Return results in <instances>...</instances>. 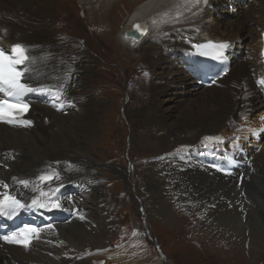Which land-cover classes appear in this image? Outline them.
Here are the masks:
<instances>
[{
  "label": "bare ground",
  "instance_id": "1",
  "mask_svg": "<svg viewBox=\"0 0 264 264\" xmlns=\"http://www.w3.org/2000/svg\"><path fill=\"white\" fill-rule=\"evenodd\" d=\"M57 1L0 0V43L7 46L22 42L34 68L32 80L38 84L62 86L75 104V108H68L67 112L56 113L50 103L38 102L30 114L35 126L29 130L0 125V159L8 166V171L2 170L3 176L28 180V187L23 186L32 196L39 195L40 190L50 192L58 186H63V193H75L73 205L84 218L56 222L54 228L44 230L42 237L29 249L0 242V264H136L125 251L104 249L96 244L97 238H103L98 223L101 217H109V206L99 174L93 169L97 159L82 152V148L90 144L98 133L97 116L103 107L100 105L99 108L98 104L94 108L92 101L97 100L89 97L88 93L85 94L87 96L75 94V90L90 77L95 58L84 53L68 57L62 53L58 42L45 34L46 27L56 20L54 9ZM79 1L73 0V3L88 13L92 10L88 17L97 34L104 31L108 34L110 20L103 18V12L110 7L103 11L101 8L110 0ZM140 1L129 8L127 21L115 32L119 33L117 44L120 43L146 64L141 67L139 75L134 73L131 91L141 86L142 81L145 86H141L140 91L148 93V102L143 109L131 115H136L138 120L135 124L138 122L140 133L135 148L138 147L146 157H153L147 163L143 180L152 195L149 212L174 224L170 204L162 195L168 180L164 172L173 173L177 175L175 178L188 181L187 184L183 181L182 185L186 187L184 190L189 188L193 194L203 190L207 194L222 191L224 199L232 200L233 204L237 195L241 196L251 206L245 207L244 203L243 210H253L243 214L258 222L260 242L264 247V178L256 174V169L264 167V140L259 143L261 149L258 152L251 150L252 167L243 161L245 154L242 151L237 152L234 160L236 164L242 163L241 172L248 177L244 194L236 184L237 172L226 180L197 161H184L177 156L178 152L196 147L200 142H215L205 141V137L228 139V144H231L233 136L238 137L240 143L247 142L258 133L264 137L260 129L264 124V95L256 85L257 78L260 81L264 76L260 58L264 0H208L207 5L201 2L195 7V0ZM216 16L223 20H216ZM137 24L144 34L138 39L127 37L126 33L136 30ZM207 39L229 41L233 45L232 69L221 81L220 88L201 87L194 72L188 68V58L184 53H178ZM149 50L154 53L145 61ZM67 63L71 66L67 67ZM148 75L150 78H145ZM166 102L170 103L168 116L160 114V108ZM132 104L129 103V107ZM172 149L175 154H171ZM154 150L161 153L156 155ZM158 156L159 159L154 160ZM52 169L60 173V179L50 185L41 182L39 176ZM197 177L203 181L199 182ZM74 180L75 183H70ZM222 196L207 197L216 199ZM56 197L57 192L52 198ZM64 202L70 204L66 198ZM223 210L220 207L213 213L221 216L215 221L231 228L235 233L228 236L238 243L239 235L244 237L245 228L236 211L227 210V214L221 215ZM109 225L114 227L112 221Z\"/></svg>",
  "mask_w": 264,
  "mask_h": 264
},
{
  "label": "rangeland",
  "instance_id": "2",
  "mask_svg": "<svg viewBox=\"0 0 264 264\" xmlns=\"http://www.w3.org/2000/svg\"><path fill=\"white\" fill-rule=\"evenodd\" d=\"M110 1L104 3L101 8L103 11L110 7L103 12V18L110 20L107 26L108 34L104 31L98 35L88 17L92 10L89 13L87 10L83 11L80 6L77 7L78 5L73 3V0L56 2L54 9L56 20L46 27L45 31V34L58 42L64 55L77 57L84 53L95 58L91 65L90 77L75 90V94L87 96L85 94L88 93L89 97L98 102L92 101L94 108L98 104L99 108L100 105L103 107L97 116L98 133L90 144L82 148V152L97 159L93 169L99 174V182L107 194L109 206V219L101 217L98 223L103 231V238H97L96 244L99 247L103 246L104 249L125 251L136 264H264V247L260 242L259 224L253 221L250 215L243 214L253 210H243L245 202L239 195L234 197L233 204L232 200L224 199L222 191L207 194L203 190L201 193L193 194L189 188L184 190L186 187L182 184L183 181L187 184V180L175 178L177 175L164 172L168 180L163 187L162 195L170 204L173 219L175 218L174 224L171 225L161 216H154L149 212L152 195L143 180L147 163L153 157L148 158L138 147L135 148L138 146L140 133L138 122L135 124L137 117L131 115L132 112L143 109L148 102V93L140 91L141 86H145L142 81L141 86L131 91L134 73L139 75L141 67L146 64L120 43L118 45L119 33L116 34L127 21L129 14L126 12L131 11L129 8L138 0ZM217 19L223 20L216 16ZM153 53V50L147 51L145 61ZM70 66L67 63V67ZM148 76L145 78H150ZM131 102L133 104L129 107ZM169 105L168 102L162 104L160 114L168 116ZM263 125L261 124V132H264ZM261 140L263 141L264 137L258 133L248 138L247 142H241L245 160L251 158L252 151L258 152L261 149L259 144ZM237 142L240 141L237 139ZM200 146H205V143L200 142L196 145ZM172 151L170 153L175 154L173 149ZM154 152L156 155L161 153L160 150ZM155 159L158 160L159 156ZM251 164L253 165L252 162ZM256 171L257 175L264 178V167ZM197 178L199 182L203 181L201 177ZM208 195L222 197L208 199ZM203 201L205 203H202ZM240 205L242 207H239ZM244 206L251 207L246 203ZM220 207L222 210L225 207L221 215L227 214L225 213L227 210L233 213L236 211L235 214L239 215L245 230L243 229V238L239 235L238 243L229 238L235 233L231 228L223 226L221 221H215L220 215L213 213ZM108 220L114 223L113 228Z\"/></svg>",
  "mask_w": 264,
  "mask_h": 264
},
{
  "label": "snow or ice",
  "instance_id": "3",
  "mask_svg": "<svg viewBox=\"0 0 264 264\" xmlns=\"http://www.w3.org/2000/svg\"><path fill=\"white\" fill-rule=\"evenodd\" d=\"M204 5L208 4V0H195L193 6H197L200 3ZM137 32L140 35L144 33L140 30L139 24L135 25ZM197 47L205 49L201 52V55H213L216 59L223 58V53L226 48L229 47L227 43L215 44L209 42L206 45H198ZM211 49L212 51H207ZM34 71L33 65L30 61V57L27 54V49L21 44H16L10 49L0 47V94L5 98L0 99V122L20 127H30L32 125L31 119H25V114L29 111L31 105L24 98L27 94L33 92H47L54 96L55 99L61 100L64 97V93L61 87H32L28 83L32 79V72ZM259 83L264 85V79L260 80ZM205 141H217L223 143L221 137H205ZM207 147V144H205ZM234 148H238V145L233 143ZM179 151V150H178ZM183 158V157H181ZM225 160H230V156L225 154L223 157ZM220 170V169H218ZM14 180L16 178H13ZM60 179V173L55 169L45 172L39 176L41 182H46L49 185L54 180ZM19 183L28 187V180H20ZM0 187L8 189V184L0 181ZM59 191V186L50 189V192H44L40 190V197H46L47 199H41L35 197L31 200L30 204L17 199L12 196L9 192L5 191L0 193V215L12 216L18 214L21 210H29L31 208H40L51 210L61 209V203L59 197L53 199L52 197L56 192ZM81 219L84 217L81 215ZM52 225H49L51 228ZM43 229H37L31 226L19 229L12 232L9 235H5L3 239L10 244H18L24 248H28L33 239H39L40 233ZM136 233H134L135 235ZM63 243V241H61Z\"/></svg>",
  "mask_w": 264,
  "mask_h": 264
},
{
  "label": "water",
  "instance_id": "4",
  "mask_svg": "<svg viewBox=\"0 0 264 264\" xmlns=\"http://www.w3.org/2000/svg\"><path fill=\"white\" fill-rule=\"evenodd\" d=\"M227 179V178H226Z\"/></svg>",
  "mask_w": 264,
  "mask_h": 264
}]
</instances>
